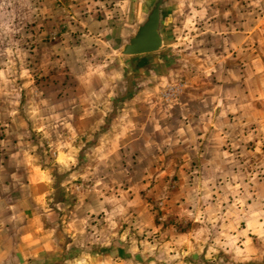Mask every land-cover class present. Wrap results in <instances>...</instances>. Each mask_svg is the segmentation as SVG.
Segmentation results:
<instances>
[{
  "label": "rangeland",
  "instance_id": "obj_1",
  "mask_svg": "<svg viewBox=\"0 0 264 264\" xmlns=\"http://www.w3.org/2000/svg\"><path fill=\"white\" fill-rule=\"evenodd\" d=\"M0 0V264H264V10Z\"/></svg>",
  "mask_w": 264,
  "mask_h": 264
},
{
  "label": "water",
  "instance_id": "obj_2",
  "mask_svg": "<svg viewBox=\"0 0 264 264\" xmlns=\"http://www.w3.org/2000/svg\"><path fill=\"white\" fill-rule=\"evenodd\" d=\"M163 0H155L134 34L119 50L120 55H138L160 50L164 44L161 32V8Z\"/></svg>",
  "mask_w": 264,
  "mask_h": 264
},
{
  "label": "built area",
  "instance_id": "obj_3",
  "mask_svg": "<svg viewBox=\"0 0 264 264\" xmlns=\"http://www.w3.org/2000/svg\"><path fill=\"white\" fill-rule=\"evenodd\" d=\"M261 3H262V7H263V10H264V0H260Z\"/></svg>",
  "mask_w": 264,
  "mask_h": 264
},
{
  "label": "crops",
  "instance_id": "obj_4",
  "mask_svg": "<svg viewBox=\"0 0 264 264\" xmlns=\"http://www.w3.org/2000/svg\"><path fill=\"white\" fill-rule=\"evenodd\" d=\"M0 170H2V169H0ZM3 171V170H2Z\"/></svg>",
  "mask_w": 264,
  "mask_h": 264
}]
</instances>
